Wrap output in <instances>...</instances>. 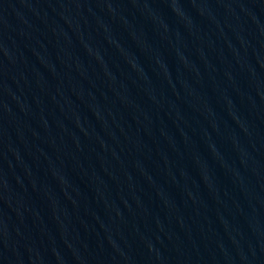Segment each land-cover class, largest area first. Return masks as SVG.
<instances>
[{
  "label": "water",
  "instance_id": "water-1",
  "mask_svg": "<svg viewBox=\"0 0 264 264\" xmlns=\"http://www.w3.org/2000/svg\"><path fill=\"white\" fill-rule=\"evenodd\" d=\"M0 264H264V0H0Z\"/></svg>",
  "mask_w": 264,
  "mask_h": 264
}]
</instances>
